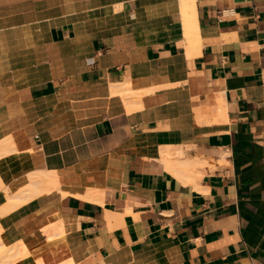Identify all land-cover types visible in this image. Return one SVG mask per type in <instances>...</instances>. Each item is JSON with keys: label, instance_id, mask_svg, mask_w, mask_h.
Segmentation results:
<instances>
[{"label": "crops", "instance_id": "0c3cea01", "mask_svg": "<svg viewBox=\"0 0 264 264\" xmlns=\"http://www.w3.org/2000/svg\"><path fill=\"white\" fill-rule=\"evenodd\" d=\"M195 10L189 47L179 0H0V145L60 184L1 189L0 243L35 251L59 215L74 264H264V0Z\"/></svg>", "mask_w": 264, "mask_h": 264}, {"label": "bare ground", "instance_id": "6f19581e", "mask_svg": "<svg viewBox=\"0 0 264 264\" xmlns=\"http://www.w3.org/2000/svg\"><path fill=\"white\" fill-rule=\"evenodd\" d=\"M179 3L181 8V14L183 17L185 32H186L187 44L189 47H194L196 46V40H195V38L197 37L196 31H198L195 0H179ZM117 6H118L117 9H120L122 3ZM111 11L113 10L109 8L107 9V13H110ZM118 90L114 91V93L116 94L120 93L125 97L132 95L134 96L133 99L135 100V102L141 100V98L138 97L139 96L138 94L141 93V90L140 93L133 91L132 89L131 90L121 89L119 91ZM168 152L167 153L164 152L165 153L164 156H167V159H169L173 154V152L172 154L171 152L170 153ZM32 154H33L32 149L26 146L25 138L20 134L10 137L8 140L5 141L4 144L0 145V190L4 189V191L7 193V197H8L7 199H9L8 202L10 203L11 206L10 208H12V206L14 207V209L15 207L19 208V205L24 203L26 198H28L26 200L28 201L35 196L42 195L43 193L49 192L53 189L55 190L59 189L60 184L56 174H53L50 171L30 169L29 159ZM169 154L171 155L169 156ZM175 154L173 155V158L171 157L172 159L176 158L174 157ZM176 156L177 158L181 159V157H183V153L179 150ZM172 163L174 166L171 165V169L173 167V170L178 176H180V178L189 179V181L192 182L198 180L200 177L203 176V171L207 165L211 167L209 162L201 161V160L193 161L192 163H186V164L181 163L180 160L176 161V163L174 162ZM104 192L105 191H101L97 189H89L87 194L83 197L94 201L104 202V194H105ZM127 205L128 202L127 204H125V207ZM4 208L6 209L0 210V213L2 212L5 213V211L6 213H8L9 210H12V209H8L9 206L8 207L4 206ZM45 233L48 236L47 237L48 241L45 244L40 245V247L35 251H28V249H26V246L21 244V241L20 244L17 243V245L15 246L14 245L7 246L3 244V242L0 243V264H12L15 261L16 262L20 261L18 260L20 258L21 260L27 258L28 256H30V254H34V252L38 253L37 257L35 255L38 264H74L72 262L73 259L70 257V254L68 252V246L64 237L63 221L61 220V217L59 215L55 217L51 226L45 229Z\"/></svg>", "mask_w": 264, "mask_h": 264}, {"label": "rangeland", "instance_id": "374dc122", "mask_svg": "<svg viewBox=\"0 0 264 264\" xmlns=\"http://www.w3.org/2000/svg\"><path fill=\"white\" fill-rule=\"evenodd\" d=\"M8 246V245H7ZM34 255H36V257L38 256V253L37 252H34Z\"/></svg>", "mask_w": 264, "mask_h": 264}]
</instances>
